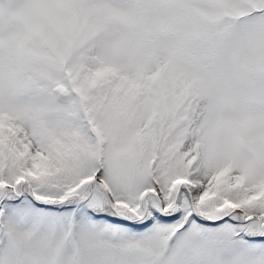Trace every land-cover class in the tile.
Returning a JSON list of instances; mask_svg holds the SVG:
<instances>
[{"label":"snow or ice","instance_id":"snow-or-ice-1","mask_svg":"<svg viewBox=\"0 0 264 264\" xmlns=\"http://www.w3.org/2000/svg\"><path fill=\"white\" fill-rule=\"evenodd\" d=\"M0 264H264V0H0Z\"/></svg>","mask_w":264,"mask_h":264}]
</instances>
